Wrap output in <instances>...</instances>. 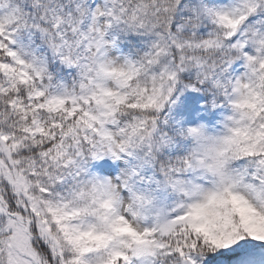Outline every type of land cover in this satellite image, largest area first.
I'll return each mask as SVG.
<instances>
[{
    "label": "snow or ice",
    "instance_id": "snow-or-ice-1",
    "mask_svg": "<svg viewBox=\"0 0 264 264\" xmlns=\"http://www.w3.org/2000/svg\"><path fill=\"white\" fill-rule=\"evenodd\" d=\"M0 264H264V0H0Z\"/></svg>",
    "mask_w": 264,
    "mask_h": 264
}]
</instances>
